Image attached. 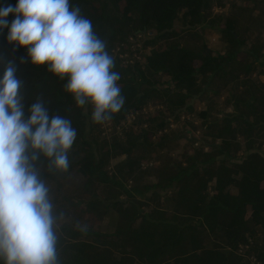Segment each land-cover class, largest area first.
I'll use <instances>...</instances> for the list:
<instances>
[{"label": "trees", "instance_id": "obj_1", "mask_svg": "<svg viewBox=\"0 0 264 264\" xmlns=\"http://www.w3.org/2000/svg\"><path fill=\"white\" fill-rule=\"evenodd\" d=\"M224 1H218L224 11L214 13V0H69L109 55L128 36H145L142 64L113 56L125 102L108 121L115 126L154 101L162 111L147 118L146 128H127L109 141L100 137L90 103L84 113L85 105L65 92L67 78L32 66L27 49L9 44L8 30L0 31V60L15 62L26 107L39 98L77 131L66 173L40 164L45 182L78 177L76 194L64 195L56 208L64 213L57 229L60 264H247L236 249L249 239L264 263V0ZM17 2L0 0V8ZM6 19L10 26L14 16ZM182 32L202 39L213 34L221 49L204 39L184 45ZM222 91L230 110L208 119ZM193 97L204 108L196 110ZM163 113L175 121L194 114L208 140L206 148L167 158L149 172L142 162L161 160L166 146L162 136L152 139L169 122ZM105 218L110 230L100 228Z\"/></svg>", "mask_w": 264, "mask_h": 264}, {"label": "clouds", "instance_id": "obj_2", "mask_svg": "<svg viewBox=\"0 0 264 264\" xmlns=\"http://www.w3.org/2000/svg\"><path fill=\"white\" fill-rule=\"evenodd\" d=\"M4 29L9 44L27 49L32 66L67 78L65 92L77 106L92 105L94 123L121 110L125 101L114 58L79 6L70 7L69 0H18L0 8ZM0 65V259L60 264L57 229L64 213L55 209L40 164L46 162L50 173H66L77 131L71 120L50 115L39 98L26 107L15 62L5 58Z\"/></svg>", "mask_w": 264, "mask_h": 264}, {"label": "rangeland", "instance_id": "obj_3", "mask_svg": "<svg viewBox=\"0 0 264 264\" xmlns=\"http://www.w3.org/2000/svg\"><path fill=\"white\" fill-rule=\"evenodd\" d=\"M219 0H214L213 5V12L219 13L221 11H224V8H221L218 4ZM224 1V0H223ZM231 0H225L224 2H228ZM242 4H247L245 1ZM256 13V12H255ZM180 22L175 23V27L180 26ZM202 27L197 28V32L200 33L202 31ZM180 38V42L184 45H193L194 41L196 40H206L207 46L210 49H214L216 51H220L221 49V42L216 38L215 35H204L203 39L202 36L200 38L193 37L189 32H182ZM145 37L138 38V34L136 35H130L128 36L124 41L118 42L115 44L114 48L111 50L112 57L116 56L119 58L122 62V64H142V59L145 53L148 52V48H145L143 46ZM198 47V46H197ZM263 59H261L262 61ZM156 78L159 80H166V77H160V75H157ZM219 105L217 109L211 113L208 119H213L216 117H219L223 114V112L230 110V106L225 102V92H221L218 96ZM190 102H192L195 105L196 110H200L204 108L205 102L197 103L195 101V97L190 99ZM151 105V111L148 112L146 115H138L135 120H128L124 117V119L120 120L119 123L115 126L113 124L108 123L106 121H103L99 124V135L102 139L110 140L111 137L114 134H121L125 129H131V130H137L139 128H146L148 125V122L146 121L147 118L151 115L154 116L160 111H162L161 105L158 101H154L151 103H148ZM90 107L92 105L90 104ZM87 105L84 106L83 112H87ZM163 116H166V119L169 121L168 124L163 128V130H158L155 132V134L152 136L153 140H159V136H162V139L165 140V147L164 149L159 150V154H163L161 160H156L155 156H152L151 158L146 159L142 162V166L146 170L153 169L156 166V163L162 162L167 158H179V156L183 152H190L192 148H198V147H206V141L208 140L205 135H203V129L200 128L201 120L194 114H188V115H181L179 118V121H175L173 117L169 114H161ZM150 116V117H151ZM146 125V126H144ZM198 144H196V142ZM261 153L264 154V143H262L260 148ZM150 170L149 172H151ZM47 185L50 188V196L52 198V201L55 205V209L60 207L62 204V197L64 195H74L76 194L75 185L78 183V177L72 176V178L69 181H66V179L61 180L58 179V181H51L46 182ZM212 187V185H211ZM79 199V198H78ZM77 199V200H78ZM84 199H79V202H82ZM143 209H147V205L142 204ZM110 224V221L108 218H105L104 221L100 224V228L102 230H110L111 228L108 227ZM108 227V228H107Z\"/></svg>", "mask_w": 264, "mask_h": 264}, {"label": "built area", "instance_id": "obj_4", "mask_svg": "<svg viewBox=\"0 0 264 264\" xmlns=\"http://www.w3.org/2000/svg\"><path fill=\"white\" fill-rule=\"evenodd\" d=\"M141 37H145L144 34H138V38ZM151 109V105L147 104L140 109L129 111L124 117L128 120H135L138 115H146L149 111H151ZM106 122L110 123L108 120H106ZM195 142L198 144L197 141ZM252 243L253 242L249 239L247 243L239 244L238 248L236 249V253L245 258L247 264H264L255 256L253 252H251L250 247L253 245Z\"/></svg>", "mask_w": 264, "mask_h": 264}, {"label": "water", "instance_id": "obj_5", "mask_svg": "<svg viewBox=\"0 0 264 264\" xmlns=\"http://www.w3.org/2000/svg\"><path fill=\"white\" fill-rule=\"evenodd\" d=\"M112 56V55H111Z\"/></svg>", "mask_w": 264, "mask_h": 264}]
</instances>
